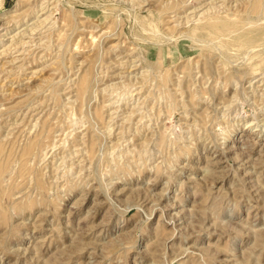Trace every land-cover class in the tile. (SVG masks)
Segmentation results:
<instances>
[{
  "label": "rangeland",
  "instance_id": "rangeland-1",
  "mask_svg": "<svg viewBox=\"0 0 264 264\" xmlns=\"http://www.w3.org/2000/svg\"><path fill=\"white\" fill-rule=\"evenodd\" d=\"M0 264H264V0H0Z\"/></svg>",
  "mask_w": 264,
  "mask_h": 264
},
{
  "label": "bare ground",
  "instance_id": "bare-ground-1",
  "mask_svg": "<svg viewBox=\"0 0 264 264\" xmlns=\"http://www.w3.org/2000/svg\"><path fill=\"white\" fill-rule=\"evenodd\" d=\"M236 2V1H235ZM206 16V15H205ZM174 18V17H173ZM188 20V19H187ZM176 22V21H175ZM44 23V22H43ZM181 23V22H180ZM177 24V23H176ZM41 25V24H40ZM182 25V24H181ZM182 30V29H181ZM179 32V31H178ZM178 34V33H177ZM217 50V49H216ZM136 66V65H135ZM198 73V72H197ZM105 75V74H104ZM73 89V88H72ZM127 90V89H126ZM129 93V92H128ZM124 95V94H123ZM130 95V93H129ZM112 96V95H111ZM111 98V97H110ZM112 99V98H111ZM121 99V98H120ZM119 101V100H118ZM213 104V103H212ZM229 104V103H228ZM41 112V111H40ZM143 118V117H142ZM158 118V116L156 117ZM143 120V119H142ZM151 121V120H150ZM156 122V121H155ZM35 126V125H34ZM124 141V140H123ZM212 156V155H211Z\"/></svg>",
  "mask_w": 264,
  "mask_h": 264
}]
</instances>
